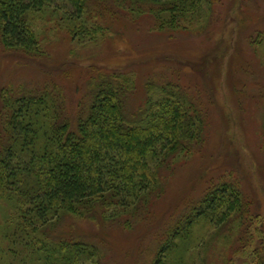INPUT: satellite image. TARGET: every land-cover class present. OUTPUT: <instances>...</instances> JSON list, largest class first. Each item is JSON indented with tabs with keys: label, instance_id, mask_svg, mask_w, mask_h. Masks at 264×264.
I'll use <instances>...</instances> for the list:
<instances>
[{
	"label": "trees",
	"instance_id": "16d2710c",
	"mask_svg": "<svg viewBox=\"0 0 264 264\" xmlns=\"http://www.w3.org/2000/svg\"><path fill=\"white\" fill-rule=\"evenodd\" d=\"M56 1L0 0V47L30 58L42 56L33 14ZM63 1L69 6L66 31L70 42L87 44L104 39L108 43L131 31L127 30L130 22H119L124 25L121 30L106 26L102 10L93 14L89 10L91 1L107 10L109 0ZM111 1L116 6L111 12H117L118 18L139 20L146 16L152 22L146 30L170 35L197 23L209 2ZM88 12L95 26H88ZM258 35L260 42L262 32ZM124 54L131 55L126 49ZM95 70L89 80L87 110L81 108L76 114L67 110L57 83L36 90L0 89V197L13 200L15 235L20 228L29 238L47 245L40 244L44 253L36 258L42 264H77L73 260L77 255L82 256L83 264H100L93 243L61 237L58 247L52 241L56 237H50L47 230L67 215L94 220L105 216L132 226L133 216L149 212L155 198L165 192V171L175 169L181 155L194 154L205 139L207 112L182 84L147 80L144 99L131 110L138 70ZM258 215L239 184L221 180L209 185L165 230L167 238L158 244L152 264H192L183 261L184 251L194 225L202 218L212 222L214 234L227 233L230 243L237 240V249L234 245L229 248L242 253L253 241L252 218ZM260 250L262 246L254 251V264H264Z\"/></svg>",
	"mask_w": 264,
	"mask_h": 264
},
{
	"label": "rangeland",
	"instance_id": "374dc122",
	"mask_svg": "<svg viewBox=\"0 0 264 264\" xmlns=\"http://www.w3.org/2000/svg\"><path fill=\"white\" fill-rule=\"evenodd\" d=\"M53 5L33 14L42 56L30 58L0 47V89L36 90L57 83L67 110L76 114L81 108L87 110L89 80L95 69L134 68L139 79L130 99L131 110L144 99L147 80H173L207 112L204 142L194 154L181 155L171 172L165 171V192L155 198L149 212H137L130 227L105 216L94 220L67 215L47 230L50 237H56L53 244L61 247L62 238L93 243L100 264H152L158 244L167 238L165 230L209 185L229 180L242 187L251 199V208L260 215L252 218L251 245L234 253L229 247L236 248L239 242L230 243L227 233L214 234L212 222L202 218L187 240L183 261L254 264V251L261 246L264 258V0H209L197 23L171 35L146 30L152 23L146 16L139 20L118 18L117 12H111L116 6L110 0L105 3L107 10L91 1L89 10L92 14L102 10L106 26L121 30L124 25L119 22H130L127 30L131 31L108 43L102 39L87 44L69 40L67 3L57 0ZM85 19L88 26L96 25L89 12ZM258 31L263 36L260 42ZM125 49L131 55L124 54ZM13 207V200L0 197V264H42L36 258L44 253L40 244H46L29 238L20 228L15 235ZM81 257L73 260L83 264Z\"/></svg>",
	"mask_w": 264,
	"mask_h": 264
}]
</instances>
